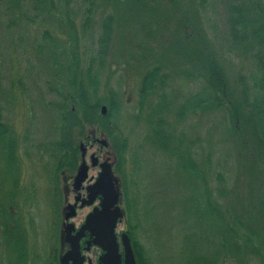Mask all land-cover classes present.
I'll return each mask as SVG.
<instances>
[{"label":"rangeland","instance_id":"1","mask_svg":"<svg viewBox=\"0 0 264 264\" xmlns=\"http://www.w3.org/2000/svg\"><path fill=\"white\" fill-rule=\"evenodd\" d=\"M115 2L111 8L117 20L115 40L108 70L101 79L100 92L105 97L110 90H114L118 93L122 106L117 123L124 136L130 140L125 166L126 182L130 186L129 198L132 199L134 194L136 196L138 219L144 224H140L135 238L144 247L145 255L153 264H183L185 241L199 231L194 227L193 218L186 213V209L199 207V192L210 189L213 193V190L217 189L215 175L221 172V160L228 173L229 194L226 201L229 202L228 206L230 205V215L233 220L242 221L246 229L250 224L255 225L250 212L253 213V205L259 199L260 172L243 168L246 152H239L240 149L231 151L230 144L225 143L221 130H214L219 115L198 114L197 117L184 122H177L171 116L168 117L176 135L183 132L187 141L194 144L196 154H211L212 165L206 184L201 174L191 183L189 178L176 172L175 160H171L147 143L144 116H141L140 110L137 109L141 80L147 69L154 64L162 65L171 78L168 93H175L177 103L181 102L198 87V83L187 76L196 75L198 69L183 56L186 47H182V40L187 38L191 30L195 32L197 25L203 28L217 50L223 48L224 40L221 33H216L215 38L214 31H209V24L204 21L198 23L196 0H160L146 9L136 7L133 2L125 0L121 2L125 4L123 6ZM129 3L133 5L126 6ZM72 10H75V7L72 6L70 11ZM14 12L17 15L18 12L13 11L7 14V18L5 15L0 17V110L6 124L11 126L12 137L15 136L17 143L16 151L11 153V162L2 158L0 160V208L4 213L2 219L7 220L10 227L14 226L19 230L15 233L14 245L13 237L8 238L3 232L6 226L1 225L0 219V264H27L33 253L57 251L56 248L60 246L59 233L63 225L61 214L64 207L62 196L55 206H52L55 198L53 185L56 179L62 182L65 175L72 173L69 170L56 173L57 169H54L53 176L49 157L41 148L46 140L53 138L51 127L54 114H51L50 104L58 100L56 79L48 63L37 55L32 41L36 27L46 29L47 25L41 21L34 27L33 32L28 35L30 42L26 38L16 41L11 31H4V23L9 25L16 16ZM101 15L102 11L95 17L94 33L82 36V47L89 46L94 49L95 43L92 42L99 36ZM213 18L214 22L218 20L219 28H223L222 17L219 15ZM75 21L79 25L81 17L77 16ZM82 47L83 51L85 48ZM227 57L229 58L224 59V73L229 83L235 86L240 74L244 71L246 73L249 66L245 60L234 55ZM158 102L157 98L152 104ZM94 130L97 131L96 139L105 144L103 153L113 159V171L120 183V207L124 215L117 226L116 234L121 246V235H129V224L132 222L135 225L136 221L133 212L134 220L130 219L124 180L116 169L118 159L112 140L103 129L90 127L84 131L83 136L76 134L75 146L78 148L87 135L94 134ZM26 134L31 140L28 145L24 143ZM76 168L75 163L69 169ZM132 179L135 185L132 184ZM224 207H227V204H224ZM86 213L87 210L82 212L81 219ZM78 221L80 217L75 220L76 223ZM202 229L211 242L220 232L218 222L214 219L208 220ZM247 235L250 236V233ZM261 244L262 241L254 239V247L259 249ZM121 249L123 250L122 246ZM17 251H27L31 256H27L28 260L25 262L19 263ZM232 256L229 255L224 264H237V260ZM259 264H264V259Z\"/></svg>","mask_w":264,"mask_h":264},{"label":"trees","instance_id":"2","mask_svg":"<svg viewBox=\"0 0 264 264\" xmlns=\"http://www.w3.org/2000/svg\"><path fill=\"white\" fill-rule=\"evenodd\" d=\"M125 1L146 9L160 0ZM114 2L125 5L121 3L122 0H0V17L5 15L7 18L8 13L18 12L17 15L13 13L16 16L8 26L4 23V31H11L16 41L26 38L30 42L28 35L32 29L41 21L47 25L46 29L36 27L32 41L37 55L48 63L58 85V100L50 104L51 114H54L51 127L53 138L41 145L49 157L52 174L54 169L60 171L71 168L77 162L80 151L75 146V137L78 134L83 136L84 131L90 127L103 129L107 137L111 138L118 159L116 169L124 180L131 221L134 220V213L136 223L133 225L130 222L129 235L137 264H153L145 255L144 247L135 238L140 224H144L138 219L135 194L132 199L129 198L130 186L126 182L125 166L130 140L124 136L117 123L122 107L120 98L114 90H110L105 97L100 92L101 79L108 70L115 40L117 20L111 12ZM196 4L198 23L204 21L209 24V31H214L215 38L216 33H221L223 48L217 50L203 28L197 25L198 29L188 32L187 38L181 43L182 47H186L183 56L198 69L196 75H187L198 83L197 90L177 103L175 93L172 95L167 91L170 89V75L162 65L154 64L147 69L141 80L137 109L144 116L147 143L175 160L176 172L189 178L191 183L201 174L206 184L212 165L211 154H196L194 144L187 141L183 132L176 135L168 117L184 122L198 114L219 115L214 130H221L231 151L240 149L239 152H246L243 168L260 172L259 199L253 205V213L250 212L255 225L250 224L246 229L242 221L231 217L230 205L226 201L229 194L228 173L221 160V172L215 175L217 189L213 193L210 189L199 192V207L186 209V213L193 218L194 227L199 231L185 241L182 261L183 264H224L233 253L232 258L237 260V264H259L264 259V251H261L264 249V0H196ZM72 6L75 10L70 11ZM100 11L102 20L99 36L92 42L95 47H82V36L94 33L95 17ZM212 15L222 17L223 28H219L218 20L214 22ZM77 16L81 17L79 25L75 21ZM81 47L85 49L82 51ZM233 55L245 60L249 66L246 73L244 71L240 74L235 86L229 83L223 69L224 59ZM157 98L159 102L152 104ZM103 106L107 107L106 115L101 112ZM1 112L0 160L7 159L10 163V157L13 156L11 153L16 151L17 143L15 136L12 137L11 126L6 124ZM30 141L26 134L24 143L28 145ZM132 184L135 185L133 179ZM0 211L2 219L4 213L1 208ZM210 219L218 222L220 228L213 242L208 240L202 229ZM1 225L6 226L3 232L8 238L13 237L15 245V233L19 229L10 227L5 219H2ZM254 239L262 241L261 248L253 246ZM16 256L19 263L25 262L27 251H17Z\"/></svg>","mask_w":264,"mask_h":264},{"label":"flooded vegetation","instance_id":"3","mask_svg":"<svg viewBox=\"0 0 264 264\" xmlns=\"http://www.w3.org/2000/svg\"><path fill=\"white\" fill-rule=\"evenodd\" d=\"M92 133L94 134L87 135L86 140L80 142L79 144L80 156L78 157L76 162L77 168L75 170L64 168L63 170L56 171V173L58 171L60 173L67 170L72 172L70 173V175H65L62 182H60L59 179H56L53 185L55 198L52 201V206H55L56 201L59 199V197H63L62 202L64 208L62 211L63 215L61 214L63 225L61 233H59L60 246L56 248L57 251L50 250L46 251V253L44 254L33 253L32 258H29V263L27 264H104L103 258L105 252L101 248L93 244V237L89 232H85L84 234H82L78 242L79 250L74 251L73 255L69 256V254L72 252L70 251L72 246L71 241L74 242L72 238L76 236L81 230L86 222V218L88 217V215L92 213L94 209L100 208L101 206L103 199L102 196H93L94 192L92 191V187L96 183L99 174L101 173V165L105 161L109 160L113 164V159L110 158L108 154L103 153L105 144L102 141L96 139L95 134L97 133V131L94 130ZM93 156H95V159H93ZM82 164H86V166H88L87 176L82 183L76 186V178L78 176L79 168ZM119 184L120 183H118V185ZM33 195H35V193H33ZM70 206H74L75 216L73 218H70L69 220H66L67 214L70 213ZM85 210H87V213L81 219V214ZM79 217L80 221L76 223L75 220H77ZM69 224L74 225V230L71 234H68L66 232V229L68 228L67 226ZM120 251L123 255V250L120 249ZM27 255L31 256V253H27ZM65 258H67L68 262L62 261Z\"/></svg>","mask_w":264,"mask_h":264},{"label":"water","instance_id":"4","mask_svg":"<svg viewBox=\"0 0 264 264\" xmlns=\"http://www.w3.org/2000/svg\"><path fill=\"white\" fill-rule=\"evenodd\" d=\"M101 112L103 115H106L107 107H102ZM93 159H95V156H93ZM87 170L88 166L86 164L80 166L75 182L76 186L85 180ZM118 183V179L114 175L112 162L110 160L105 161L101 165V173L92 187L93 196L101 195L103 198L101 206L94 209L88 215L81 230L72 238L74 242L71 241L72 246L70 251L72 252L69 256H72L74 251L79 250L78 242L82 234L89 232L93 237V244L105 252L103 258L104 264H137L130 236L127 233L121 235L122 255L120 251L121 246L116 234L117 226L124 215L120 207L121 193ZM69 210L70 213L67 214L66 220L75 216L74 206H70ZM67 227L66 232L71 234L74 230V225L69 224ZM62 261L68 262L67 258Z\"/></svg>","mask_w":264,"mask_h":264}]
</instances>
